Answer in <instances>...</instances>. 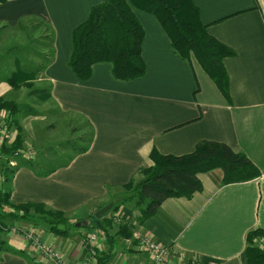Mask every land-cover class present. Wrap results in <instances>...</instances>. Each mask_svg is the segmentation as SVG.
<instances>
[{"label": "crops", "instance_id": "obj_1", "mask_svg": "<svg viewBox=\"0 0 264 264\" xmlns=\"http://www.w3.org/2000/svg\"><path fill=\"white\" fill-rule=\"evenodd\" d=\"M103 1L0 4V100L19 106L14 116L19 131H9L7 144L20 133L23 152L6 186L10 203L40 204L65 214L69 225L65 235L27 223L65 264H84V243L93 232L98 254L107 250L100 231L86 225L95 211L114 200H118L112 212L114 225L132 224L143 236L167 245L165 264H244L247 235L264 231V0H191L207 34L233 52L222 60L228 99L196 60L174 51L152 14L135 8L144 32L140 56L145 73L120 80L113 76L112 63L103 61L91 66L86 80L78 79L69 66L73 31ZM38 25L48 33L46 56L44 45L33 53L29 45L36 40L30 38L36 30L39 35ZM17 67L34 75L29 81L32 88L14 89L8 83ZM7 117L0 110V122ZM46 120L54 124L50 131L60 129L65 138L86 126L90 137L85 150L65 151L70 152L69 159L52 168L37 159L36 149L45 145L43 135L49 131ZM50 131L46 140L51 139ZM203 141L223 143L242 153L259 176L223 184L221 169L201 173L200 191L189 198L166 199L154 215L137 224L135 199L123 202L130 194L123 192L152 165L151 152L181 156ZM28 148L31 151L24 155ZM35 160L43 168L34 165ZM8 222L11 228L26 227L20 221ZM77 222L85 226L77 228ZM11 228L0 234L4 243L0 264H51ZM152 262V254L130 236L115 239L108 264Z\"/></svg>", "mask_w": 264, "mask_h": 264}, {"label": "trees", "instance_id": "obj_2", "mask_svg": "<svg viewBox=\"0 0 264 264\" xmlns=\"http://www.w3.org/2000/svg\"><path fill=\"white\" fill-rule=\"evenodd\" d=\"M4 2L5 0H0V4ZM132 8L152 14L167 34L174 51L185 59L193 55L203 71L228 99V81L222 60L231 56L233 52L207 34L191 0H129V3L126 0H104L93 7L87 20L73 31L69 66L78 79L86 80L90 75L91 66L103 61L112 63L113 76L120 80H132L145 73V65L140 56L144 32ZM32 79L31 73L17 67L8 83L17 89L27 86ZM2 109L8 113L6 120L9 122L8 118L15 116L19 106L13 102L0 100V110ZM10 124L9 122V127ZM13 125L19 131L15 122ZM21 144V136L18 133L5 153L10 154L21 149ZM84 150L85 148H80L77 152L81 153ZM150 159L152 165L139 172L141 179L123 199V202L135 199L139 214L135 221L139 225L154 215L166 199L189 198L200 191L201 173L219 168L223 172V184L245 182L259 176L258 170L245 155L217 142H200L191 153L181 156L162 155L152 151ZM117 206L116 204L109 213L115 211ZM29 209L42 217L44 215L47 217L45 222L49 232L65 235V229L69 227L65 214L49 210L40 204L14 206L4 191H0V234L11 228L8 219L16 221L30 218L26 215ZM20 210L23 214H17ZM101 223L104 224L102 229H99L101 227L99 223L93 224L92 220L86 227L91 231L99 230L105 238L107 250L98 254L96 264H108L113 254L115 239L130 237L135 226L121 222L112 233L111 230L114 229L112 218L101 219ZM262 239L264 240V231L260 229L247 235L248 245L244 264H264V253L255 243ZM3 248L4 243L0 239V252Z\"/></svg>", "mask_w": 264, "mask_h": 264}, {"label": "rangeland", "instance_id": "obj_3", "mask_svg": "<svg viewBox=\"0 0 264 264\" xmlns=\"http://www.w3.org/2000/svg\"><path fill=\"white\" fill-rule=\"evenodd\" d=\"M40 27L41 26L38 25V28H37L39 30V35H38V31L37 30L35 32L36 35L33 34L32 33V30H31V33L33 35H31L30 38L31 39H34L35 38L37 41L36 40H33L29 45H32L31 46L32 53L35 51L36 48H40L41 50H43L40 46L44 45L45 46L44 47L45 49L43 51L45 52L44 54L46 56L47 53H49V46H48V44H49V37H48V33L47 32L46 33L41 32L42 30H44V26L41 27V28ZM43 37L45 38V40L43 41L45 43L42 42V38ZM38 40H40V41L38 42ZM190 57H192L195 60V58L193 57V55H190ZM28 85H29V88H32L33 87V84L32 83H28ZM42 101H44V100L43 99H40L39 102L42 103ZM40 106H42V104H40ZM8 119H9V122L11 123L10 124V127L8 126V131H7L8 132V135H9V131H15L14 128L16 126L14 127V125H13V122H15L13 116H12V118H8ZM45 127H46L47 130L50 131V129H54V124H53L52 121H47L46 120L45 121ZM75 130H73L74 133L72 134V136H68V138L67 137L65 138V135H64L65 132L64 131L62 132L60 129L52 130V131H50V138L51 139H49V140H46V136H47L46 134L49 131L46 132V133H44L43 137L45 139L43 138V141L44 142L46 141V142H45V145L43 147H40V148H37L36 149L37 151L40 152V154L37 157V159L38 158L41 159V162H44L43 160H45L46 162H44V163L45 164H48L49 163L48 165L50 166V168H52L53 166H57V165H60V164L65 163L69 159V156H70V152L69 153H66L65 151H70V150L71 151H77L78 149L83 148L84 146H86V143L88 142L89 137H90L89 131L86 128V126L82 130L81 129H77L76 131ZM21 138H22V136H21ZM63 138H65V139H63ZM7 140L5 139L4 142L2 143V145H0V191H4V192H6L8 194V192L6 190V186L8 184V181H9V178L11 176V173L13 172V170L15 169V167L17 165V164L11 165V161L14 160V162H16L19 158H21L20 155H22V153L20 152L21 149H18L16 151H13L10 154H6L5 153V150H7L9 148V145L7 144ZM21 143H22V141H21ZM17 151L20 152L19 153L20 154L19 156H16L15 155V153ZM30 151L31 150H29V148L28 149H25L24 155L27 154V153H29ZM33 164L34 165L36 164V166L39 164L43 168V163L40 164L39 161H36L35 160V161H33ZM3 186H4V188H3ZM131 187L126 188L125 189L126 191L124 190L123 193L130 192ZM117 201L118 200H114V202L112 203L113 205L110 208V210L116 205ZM103 207H101V208H103ZM101 208H99V209H101ZM109 211L107 213H109ZM112 212H110L109 215H107V213H106V215L108 217V220H110L111 218H113L112 217ZM17 214H23V211L20 210V211L17 212ZM26 215L30 216V218H24V219H21V220H19V219L16 220V221H20L21 223H25L26 224V227L23 226V225L22 226L19 225V226H17V228H28V229H31V227H29L27 225V223H29L31 226H34V227L41 225L42 227L45 226L47 228V224H46L47 222H45V220L47 219V217L45 215H44V217H42L41 215L35 213L34 210H32V209H29L28 211H26ZM90 219L92 220V223L93 224H98L99 223L101 225V227H99V229L100 228L102 229V227H104V224L101 223V219L97 220L93 215H91V218ZM91 220H90V222H91ZM116 226H119V225H114V229H116ZM68 228L69 227H66V229H65V233H67V234H68V232L66 230ZM111 231H113V230H111ZM252 246H253V244H252ZM34 252L37 254V252L35 250H34Z\"/></svg>", "mask_w": 264, "mask_h": 264}, {"label": "built area", "instance_id": "obj_4", "mask_svg": "<svg viewBox=\"0 0 264 264\" xmlns=\"http://www.w3.org/2000/svg\"><path fill=\"white\" fill-rule=\"evenodd\" d=\"M8 123L6 119L0 122V145L4 142V140L8 139ZM23 154V152L20 150ZM17 151L15 153L16 156H19L20 153ZM22 156V155H20ZM16 164L14 160L11 161V165ZM118 221L117 223H120ZM18 232H20L24 238L28 240L30 243V247L35 250L40 257V259L44 260L45 262L51 264H65L61 259L60 254L57 250L53 249L52 247L43 244L39 238L33 234V232L28 228H11ZM9 230V229H8ZM7 231V230H6ZM138 247L143 250H146L152 254V264H165V258L169 252V247L167 245L161 244L154 240H151L145 236H143L139 231L132 232V235ZM97 240L96 233H91L88 236V239L84 243V249L86 251L84 264H96V257L98 256V252L96 246L94 245ZM257 247L264 253V240L255 241ZM86 247V248H85ZM194 264V263H190Z\"/></svg>", "mask_w": 264, "mask_h": 264}, {"label": "water", "instance_id": "obj_5", "mask_svg": "<svg viewBox=\"0 0 264 264\" xmlns=\"http://www.w3.org/2000/svg\"><path fill=\"white\" fill-rule=\"evenodd\" d=\"M112 205H113L112 203L107 204V205L104 206L103 208H101V209L95 211V212L93 213V216H94L96 219H100L103 215H105V214L110 210V208L112 207ZM75 226H76L77 228H79V227H83V226H85V222H77V223L75 224Z\"/></svg>", "mask_w": 264, "mask_h": 264}]
</instances>
